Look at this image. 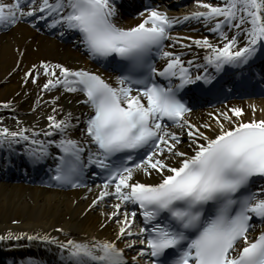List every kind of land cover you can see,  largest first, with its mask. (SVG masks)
Returning a JSON list of instances; mask_svg holds the SVG:
<instances>
[{"label":"snow or ice","instance_id":"snow-or-ice-1","mask_svg":"<svg viewBox=\"0 0 264 264\" xmlns=\"http://www.w3.org/2000/svg\"><path fill=\"white\" fill-rule=\"evenodd\" d=\"M195 2L206 11L190 12L183 19L203 18L205 24L212 21L211 31L222 38V44H214L207 36L188 37L208 50L204 63L197 61L195 65L192 60L181 59L179 53L165 50L166 39L185 48L190 45L173 34L179 18L155 7L147 9L149 15L141 22L123 27L115 19L114 0L0 2V25L16 24L39 12L34 19L47 16L51 26L78 31L80 42L91 57L115 54L127 62L124 74L113 85L94 71L41 61L48 76L43 89L61 86L69 92L83 93V103L91 112L84 118L82 139L68 135L74 122L72 114L66 113L63 119L48 116L51 123L45 134L50 135L55 129L60 133L59 140L46 144L35 134L26 135L27 129L12 131L0 126V144L19 142L16 138L30 141L39 146L30 152L36 161L49 154L48 145L55 144L60 154L53 179L60 183L76 186V177L89 164L105 169L104 189L93 204L110 195L108 187L113 185L112 195L117 201L138 206L145 224L139 228V233L144 234L139 242L146 247H140L137 255L147 253L148 264H264V230L255 235L250 231L255 229L254 217L264 222V187H251L252 177H264V119L233 120L228 112H223L215 118L216 128L208 123L201 126L212 129L213 134L209 135L187 119L191 109L179 95L188 84L210 83L215 79L214 73L225 65L236 67L249 62L264 45V0ZM225 27L244 32L247 42L237 47L236 35L229 38ZM154 54L168 58L162 68L155 66ZM32 67L35 69L36 65ZM191 68L203 71L193 72ZM28 75H33L31 69ZM157 75L168 81L167 86L156 79ZM35 76H39L38 71ZM230 111L242 117L244 110L233 107ZM166 121L182 131H172ZM185 128L191 151L177 147ZM169 159L177 162L167 163ZM137 169L146 175L155 172L159 181H133ZM114 207L119 210L121 204ZM135 215L134 208L131 217ZM115 222L121 225L119 235H133V220L127 209L123 218L118 217ZM135 243L132 240L128 246ZM60 248L67 250L70 264L128 261L124 249L109 240L89 243L69 239ZM131 259L135 262L136 257Z\"/></svg>","mask_w":264,"mask_h":264},{"label":"bare ground","instance_id":"bare-ground-1","mask_svg":"<svg viewBox=\"0 0 264 264\" xmlns=\"http://www.w3.org/2000/svg\"><path fill=\"white\" fill-rule=\"evenodd\" d=\"M176 1L174 0V3ZM0 2L10 3L11 0H0ZM207 2L223 4L226 0H207ZM114 3L117 10L115 19L123 27L134 26L149 15L138 0H114ZM187 4L177 9L169 8L167 15L179 18V22L173 26V34L190 47H182L172 39H167L165 50L179 53L181 59L192 60L193 65L197 61L203 64V58L208 50L187 38L207 36L214 44H222V38L217 32L211 31L214 27L212 21L205 24L203 18L184 20L183 17L190 12L206 11L196 4L195 0H192L190 5ZM156 6L155 0L154 7ZM132 10L138 14L126 16L125 12ZM29 18L30 16L25 17L16 24L0 25V126L12 131L27 129L26 135L35 134L36 139L43 140L47 144L48 141L60 139V133L55 129L50 135L45 134L51 123L48 116L55 115L57 119H63L66 113H71L74 127L68 131V135L78 140L82 139L84 118L90 111V107L83 103V93L69 92L61 86L51 90L43 89L42 85L48 76L43 71L41 61L63 64L74 69L91 70L113 85L116 83V75L110 70L101 69L92 61L88 51L80 42L78 31L62 29L59 25L48 24L47 27H43L45 23L43 20L47 16L36 24L31 23ZM217 19L222 18L217 17ZM224 30L229 38L236 35L239 42L237 47L247 42L244 32L238 33L235 28L227 27ZM252 58L259 59V56L254 55ZM167 59L163 57L162 63ZM33 65H36L35 69ZM30 69L33 75H28ZM234 69L233 66L225 65L221 74L228 77ZM190 70L203 71L202 68ZM37 71L39 76H35ZM240 71H243V68L238 70ZM57 73L59 74V70ZM260 74L264 75L263 72ZM214 75L217 77V73ZM5 104L8 106L5 107ZM233 107L244 110L242 117H236L231 113L230 109ZM223 112H228L233 120L264 119V97L235 98L212 109L196 110L187 115V119L198 127L208 123L216 128L215 118ZM77 120L79 123H76ZM170 129L182 131L177 126ZM201 131H206L209 135L213 134L212 129L201 127ZM16 139L19 142L10 145L8 142L0 144V264H70L67 250L60 248V244L69 239L89 243L114 241L118 247L124 249L127 262H133L132 257H136L137 262L144 259V255H137V250L144 247L139 242L141 235L138 221L136 217H131L130 202L117 201L112 195L113 185L108 187L110 195L97 200L95 204L93 200L99 196L104 185L94 178H87L89 181L76 189L50 187L49 182L41 177V174H44L46 166L50 167L56 163V157L60 154L58 147L55 144L48 145L49 154L36 161L33 160L30 152L39 146L31 144L30 141ZM180 139L181 143L177 147L181 151H191L187 128L183 129ZM23 147L24 151H17L18 148L23 150ZM89 147L93 146L89 145ZM166 162L175 164L177 160L169 159ZM35 168L39 170V174L36 173ZM132 179L156 183L159 181V176L155 172L146 175L142 170L137 169ZM259 184L264 187V177L259 179ZM116 203L121 204L119 210L114 207ZM125 209L133 220L132 236L118 234L121 225L115 221L118 217L123 218ZM113 212L117 215L110 217L108 214ZM44 236L51 239H41ZM132 240H136V243L129 247Z\"/></svg>","mask_w":264,"mask_h":264}]
</instances>
